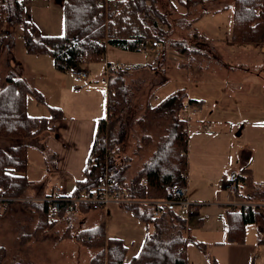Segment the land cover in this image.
Masks as SVG:
<instances>
[{
	"label": "trees",
	"instance_id": "obj_1",
	"mask_svg": "<svg viewBox=\"0 0 264 264\" xmlns=\"http://www.w3.org/2000/svg\"><path fill=\"white\" fill-rule=\"evenodd\" d=\"M101 1L102 5H99ZM207 1L209 0H179L180 5L186 9L185 16L190 15L192 8H197L198 16L190 23L187 22L190 26L203 15L228 9L223 7L209 11L205 8ZM62 10L65 33L59 37L36 36V29L22 21L23 5L15 0H0V29L5 30L7 26L8 29L22 27L26 51L29 54L51 56L54 68L62 73H66L75 63L101 61L107 46L123 51L142 52L147 43L152 46L155 42L162 43L163 51L167 50V46H173L184 57L196 53L186 44L172 43L169 40L168 31L163 29L164 26H169L168 16L158 9L157 0H63ZM232 10L229 40L235 44H263L264 0H235ZM187 23L186 27H189ZM10 34L8 30L4 37H0V54L3 48L10 46ZM139 69L140 67H135L133 70ZM128 71L130 70L123 68L117 75H108L106 78L108 115L98 122L83 171L84 179L76 183L73 197L89 193L106 177L114 183L115 188H125L130 192V198L141 201L170 199L166 188L172 185L186 186L188 124L180 119V115L185 103H198L186 100L184 95H174L154 107L146 108L137 122L140 126L147 122L156 131L158 140L151 157L144 160L133 177L129 178L132 163L130 164L129 157H123L127 148L122 122L127 93L125 75ZM3 85L0 87V138L23 140L27 143L6 151L0 150V219L31 189L32 183L25 176L30 146L28 141L52 131L49 119L58 120L60 117L57 109H51L55 112H52L49 119L27 115V97L33 96L41 103L43 98L24 78L10 74L6 76ZM152 138V133L142 135L140 144L134 151L139 159L144 149L150 146ZM108 153L110 159H107ZM7 171H12L13 174H8ZM228 180L236 182V198L264 205V184L255 183L250 177L242 178L237 175ZM20 207L23 212L33 214L38 219L36 227L34 225L35 234H42L54 226L55 222L50 219L49 214L54 212L50 210L48 203L23 200ZM76 210L86 212L90 208L62 202L60 211L54 214ZM124 210L131 212L146 228L139 253L127 264H187L185 247L195 242L188 235L185 220L172 211H163L160 216L155 217L154 207L148 205H132ZM226 219L227 242L230 244L244 242L247 224H255L264 234L263 206L254 212L249 209L229 212ZM28 234L31 233L26 235L30 238ZM68 238L96 251L90 264L125 263L127 246L121 240L106 239L103 226L80 231L76 236ZM18 241L21 245L24 244V241ZM180 249L184 250L181 252ZM0 264L33 263L0 246Z\"/></svg>",
	"mask_w": 264,
	"mask_h": 264
},
{
	"label": "rangeland",
	"instance_id": "obj_2",
	"mask_svg": "<svg viewBox=\"0 0 264 264\" xmlns=\"http://www.w3.org/2000/svg\"><path fill=\"white\" fill-rule=\"evenodd\" d=\"M15 1L23 5L22 21L31 24L36 29V36L59 37L65 33L63 0ZM157 1L158 9L168 16L169 27L164 26L163 29L168 30L169 40L172 43L182 41L180 43L186 44L188 48L196 44L194 48L196 53L185 57L186 60L169 61L163 65L153 64L149 50L132 52L107 46L101 61L75 63L66 73H62L54 68L51 56L34 55L26 51L22 27L8 29L7 26L4 28L5 30L1 29L5 32L10 30L11 34L8 39L10 51L3 48L0 54V87L4 86V80L10 74L24 78L43 98V103H41L33 96L27 97L26 113L28 116L50 118L52 112H55L51 109H57L63 115L62 124L56 126L55 131L45 132L37 139L28 141L30 146L27 152V176L29 180L35 182L36 186L30 190L31 195L26 194L23 199L16 201L5 220L0 219V245L17 255L21 254L26 260L30 259L29 262L33 264H90V260L96 252L93 248L78 244L68 238L76 236L81 229L90 224L86 222L83 213L77 210L60 215L49 212L50 219L55 222L54 226L43 231L42 234H35L34 225L36 227L38 219L33 214L23 212L20 209V204L23 200L30 201L28 198L30 196H40L33 201L41 203L46 198L43 196L49 195L53 188L58 186V176L51 166V163L55 161L56 153L52 145H48V142L53 139L55 142L64 143L60 129L65 126V123L72 118L89 120L105 118L108 115L105 80V77H108L106 75L108 64L117 65L120 69H123L122 66L130 68V64L144 66L134 74L127 72L125 75L127 93L122 122L125 126L127 151L123 157L131 156L129 157L130 164L132 163L129 169V178L133 177L132 175L137 172L144 160L151 157L158 140L156 131L147 125V122L142 126L137 122L143 116L146 108L156 106L161 100L173 94L184 95L186 99H200L204 96V84L208 73L205 71L207 62L203 55L209 50V46L204 42L199 44V41L202 42V37L222 40L220 36H224L225 32L226 36L230 34L232 7L235 0L207 1L205 8L209 11L223 7H228V9L219 14L204 15L196 25L191 26L188 23L198 16L197 8H192L190 15L185 16L186 9L180 5L179 0ZM180 20L188 22L189 27L183 26L182 28L179 25ZM196 30L202 33L198 34ZM198 36L199 38L195 39ZM158 46H160L159 43ZM154 48L162 50L158 47ZM167 50L179 54L173 46H167ZM164 52L166 54V50ZM222 53L221 50L215 49L211 54L216 60H224L226 57ZM244 70L246 68L234 69L232 72H218L221 73L218 76H223L225 80L229 81L224 85L227 94L234 93L236 89L233 85L234 82L230 83L231 78L229 77L244 74ZM73 71L87 72V82H76L70 74ZM247 72H257L260 75L262 94L259 96L260 90L255 89L254 104H248L241 112L235 114L238 119H245L249 116L254 120L264 118V71H260V68L256 66L247 67ZM118 73L119 70L108 74L117 75ZM229 74L231 75L229 76ZM225 116L234 118L232 114ZM193 117L190 118V126L187 128L189 143L187 146L186 187L189 200L197 205V211L199 208V215L186 221L189 237L195 242L187 244L185 247L189 264H195L197 255L209 257V254L212 253H225V250L221 248V236L225 235L224 243H228V223L224 205L229 198V189L222 187L223 181H228L233 173L242 176L249 175L250 169L249 176L252 175V180L255 183L264 182L263 122L258 124L257 128L256 126H241L236 131L232 130L231 125L228 126L222 122L221 127H215L211 132L202 133L200 131L201 124L197 126L196 116ZM231 123L238 124L234 119L231 120ZM149 133H152L153 136L151 144L144 149L141 158H137V160L133 157L134 151L140 144L142 135ZM48 138L50 139L47 140ZM15 141L27 143L23 140L0 138V150L6 151L15 147ZM250 163L251 165L247 169ZM68 188L64 189L66 196L75 195L76 185ZM220 197L221 200H219ZM76 206L80 205L76 204ZM95 211L90 209V213ZM26 225L29 230H26ZM246 227V234L251 239V235H255L258 228L254 224H248ZM27 233H31L28 234L30 238L26 237ZM18 240L24 241V244L21 245ZM198 244L204 248H200ZM220 253L217 255L222 256Z\"/></svg>",
	"mask_w": 264,
	"mask_h": 264
},
{
	"label": "crops",
	"instance_id": "obj_3",
	"mask_svg": "<svg viewBox=\"0 0 264 264\" xmlns=\"http://www.w3.org/2000/svg\"><path fill=\"white\" fill-rule=\"evenodd\" d=\"M220 12L214 14H219ZM208 15L209 14H206V16ZM202 17H200L192 25L194 24L196 25V23ZM181 20L179 21V25L182 28L183 26L186 27V23L185 22L182 23ZM196 32H198V34L202 33L199 32L198 30H196ZM229 37L230 34L226 36V32H225L224 36L222 37L220 36L222 40L221 39L215 40L212 38L208 39V37L207 38L202 37V42L199 41L200 42L199 44H203L204 42L205 45L207 44L209 46V50L207 52H204L203 55L207 62L206 63L207 70L205 71L206 73H208L204 84V96L203 98L200 99H186V100H193L198 103V105L196 104L195 106L199 108V112L193 116L194 117L196 116L195 118L196 121L198 122L197 126L201 124L200 131L202 133H208L213 131L215 127H221L222 122H224L228 126L231 125V128L234 131L240 129L241 126L242 127L256 126L257 128L258 124L262 122L264 123V118H260V119L258 118L254 120V119H250L249 116L248 118L245 119H238L237 115L235 114L241 112L244 109V107L247 106L248 104L249 105L254 104L255 99L253 95L255 89L258 88L260 90L259 96L262 94V85L259 78L260 75H258L257 72H247V67L258 66L260 68V71H264V45L235 44L229 40ZM197 38H199V36L196 37L195 39ZM174 42H182V41H174ZM219 42L221 43L219 44ZM159 45L160 46L158 48L162 50L153 48L150 43H147V45L142 50V52H146L147 50L150 51L153 64L157 63L163 65L169 61L177 62L179 61V59L186 60L184 56L180 54H174L172 51L169 50H166V54H165V52L163 51L164 49L162 47V43H159ZM195 45L196 44L192 45V47L190 46V48L194 49ZM5 48L7 51H10V46H6ZM215 49L221 50L223 52L222 54L226 58L224 60H216L211 54L212 51ZM130 65H131L130 68L126 67V69L130 70L128 71V73L130 74H134V72L138 71V70H133L135 67H140L139 70H141L144 67V66H138V64H130ZM146 66L149 65L146 64ZM122 67L125 68L124 66ZM241 68H246V70L243 71L245 72L244 74L241 75L236 74L233 76H230L231 74H229L230 76L229 78H231L230 83L234 82L233 85L236 88L235 92L229 95L224 89V85L226 83H229V81L225 80L223 76H218V74H221L218 72H224V71L232 72V70L234 69L239 70ZM174 95L177 94H173L169 96H174ZM26 108H27V104H26ZM229 114L234 115V118L233 117L232 118L235 121H237L238 124L231 123V120L233 119L225 116ZM103 118L104 117L91 118L89 120H76L73 118L69 119V121L65 123V126H63L60 129L61 130L60 134L64 140V143L55 142L53 139L49 140L50 138L47 139L49 140L48 145H52L54 152L56 153L55 161L51 163L52 164L51 166L53 171L56 172L58 176L59 179V182L57 183L58 186L62 185L64 189H69L68 187H72L73 185H76L77 182L82 181L84 179L83 171L87 165V159L90 154L93 141L96 135L98 122ZM61 120H63L62 114H60L58 120L49 119V127L51 128L52 131H55L56 126L58 127L59 124H62ZM187 124L189 127L190 119ZM208 124L213 125V129L211 131L202 130V126ZM15 142H16L15 147L23 144L18 141ZM133 157L136 159L138 158L136 154H134ZM131 159L133 160V158ZM250 165L251 163L249 164L247 169H249ZM249 171L251 170L249 169ZM249 171L248 174L250 175ZM19 175L23 176V174H19ZM233 175L236 174L233 173L231 176ZM249 175L246 176L237 175V176L242 178L250 177L252 179L253 178L252 175L251 176ZM25 176L27 180L32 183L30 189L32 190L36 186L34 184L35 182H32L31 180L28 179L27 173L25 174ZM231 176L229 178H231ZM228 181L225 182L223 181L222 187L225 188ZM260 184H264V182ZM56 188H53V190L50 192L51 195ZM30 190L26 194L31 195ZM50 194L43 197L51 196ZM62 194L66 195L65 190L64 192H62ZM39 197L40 196H36V197L30 196L28 198L30 199V201H33L35 198H39ZM234 197L235 196L229 192L228 201L224 205L225 214L239 210L238 208L240 207H236L237 205L233 204ZM219 200H221V197L219 198ZM32 212H34V210H32ZM9 213L10 211H8L5 216H3L2 220L3 219L5 220ZM81 213H83L84 216L86 217V222L90 224L88 226H85L80 231L103 226L104 236L106 239H117L124 242V244L128 248L124 264H127L133 257H135L139 253L145 239L146 228L145 225L142 222H140L137 218H135L131 212L123 211L122 209H117L113 207L105 210L95 211L94 213H90V211L81 212ZM196 215L197 216L199 215V208ZM94 222H98V223L95 225L93 224ZM201 222L203 224V221ZM246 226H248V224ZM246 229L247 227H245V238L242 244H230L226 242L224 243V239H226V237L225 235H223L221 236L222 239L221 248L225 250V253L216 252L215 254L213 253L209 254V257L208 256L201 257L197 255L195 259V264H213V262H215L216 264H264V234H262L263 232L258 228L257 229L258 232L256 231V234L251 235V239H249L250 236L246 234ZM26 230H29L28 225H26ZM188 235H189V231H188ZM185 253H186V249H185ZM218 253H220L222 256H218L217 255ZM13 254L17 255L16 253ZM19 256L22 257L21 254ZM210 256H212V258H210ZM28 261H30V259ZM187 264H189L188 259H187Z\"/></svg>",
	"mask_w": 264,
	"mask_h": 264
},
{
	"label": "built area",
	"instance_id": "obj_4",
	"mask_svg": "<svg viewBox=\"0 0 264 264\" xmlns=\"http://www.w3.org/2000/svg\"><path fill=\"white\" fill-rule=\"evenodd\" d=\"M106 1V0H104ZM99 5H102V1L99 2ZM7 33L0 29V37H4ZM153 48L159 47L157 43H152ZM121 69L117 65H107L106 75L108 73H115ZM72 78L78 83L87 82L88 76L87 72H79L73 71L70 73ZM106 80V77H105ZM107 88V87H106ZM199 112V108L195 105H190L185 103L182 108L180 119L189 122V119ZM213 129V125H203L202 130L211 131ZM8 174H13L12 171H7ZM226 188L229 189V192L235 196L236 191V182L231 180L226 184ZM64 188L62 185L57 186L55 191L51 196L46 197L41 203H48L50 210L54 213L60 211V207L62 202H71L72 204H78L80 206H85L92 210L100 211L109 208H117L124 209L128 206L132 205H148L154 207V216L158 217L161 215L163 211H172L175 212L178 217L182 220L187 221L189 218L195 216L196 205L192 203L188 198V189L186 186L181 185H172L166 188V191L170 195V199L166 200H136L130 198V192L125 189H116L114 188V183L111 182L107 177L101 179L96 187L92 189L89 193L80 194L77 197L66 196L62 194ZM236 207H240L242 209H249L250 211H254L257 207L264 205L255 204V208H251L249 203H247L244 199L236 198L233 201ZM238 208V209H240ZM182 252L183 249H180Z\"/></svg>",
	"mask_w": 264,
	"mask_h": 264
},
{
	"label": "bare ground",
	"instance_id": "obj_5",
	"mask_svg": "<svg viewBox=\"0 0 264 264\" xmlns=\"http://www.w3.org/2000/svg\"><path fill=\"white\" fill-rule=\"evenodd\" d=\"M107 159H110V154H109V153L107 154ZM185 176H186V174H185ZM114 188H115V187H114ZM116 189H118V188H116ZM119 189H120V188H119ZM249 205H250L251 208H255V205H254L253 203H249ZM196 206H197V205H196ZM257 208H258V207H257ZM257 208H256V209H257ZM256 209H255V210H256ZM255 210H254V211H255ZM254 211H251V212H254ZM196 213H197V209L195 210V216H196ZM193 217H194V216H193ZM191 218H192V217H191Z\"/></svg>",
	"mask_w": 264,
	"mask_h": 264
}]
</instances>
